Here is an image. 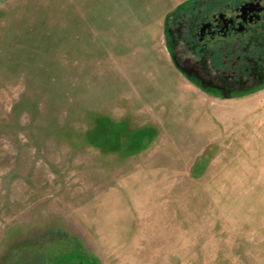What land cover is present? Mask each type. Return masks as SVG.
<instances>
[{"label":"rangeland","instance_id":"rangeland-1","mask_svg":"<svg viewBox=\"0 0 264 264\" xmlns=\"http://www.w3.org/2000/svg\"><path fill=\"white\" fill-rule=\"evenodd\" d=\"M187 1L0 0V264H264V88L178 70Z\"/></svg>","mask_w":264,"mask_h":264},{"label":"flooded vegetation","instance_id":"flooded-vegetation-1","mask_svg":"<svg viewBox=\"0 0 264 264\" xmlns=\"http://www.w3.org/2000/svg\"><path fill=\"white\" fill-rule=\"evenodd\" d=\"M165 30L175 66L199 90L234 99L264 88V0H190Z\"/></svg>","mask_w":264,"mask_h":264},{"label":"trees","instance_id":"trees-1","mask_svg":"<svg viewBox=\"0 0 264 264\" xmlns=\"http://www.w3.org/2000/svg\"><path fill=\"white\" fill-rule=\"evenodd\" d=\"M146 135H147V134H146ZM146 135H145V136H146ZM149 136H150V134H149ZM147 140H148V139H147ZM66 264H69V263H66ZM88 264H91V263H88Z\"/></svg>","mask_w":264,"mask_h":264}]
</instances>
